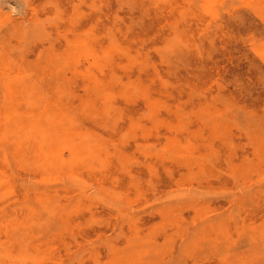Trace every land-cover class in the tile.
Returning a JSON list of instances; mask_svg holds the SVG:
<instances>
[{
	"label": "rangeland",
	"instance_id": "1",
	"mask_svg": "<svg viewBox=\"0 0 264 264\" xmlns=\"http://www.w3.org/2000/svg\"><path fill=\"white\" fill-rule=\"evenodd\" d=\"M0 264H264V0H0Z\"/></svg>",
	"mask_w": 264,
	"mask_h": 264
},
{
	"label": "bare ground",
	"instance_id": "2",
	"mask_svg": "<svg viewBox=\"0 0 264 264\" xmlns=\"http://www.w3.org/2000/svg\"><path fill=\"white\" fill-rule=\"evenodd\" d=\"M135 58V57H134ZM106 87V86H105ZM107 88V87H106Z\"/></svg>",
	"mask_w": 264,
	"mask_h": 264
}]
</instances>
